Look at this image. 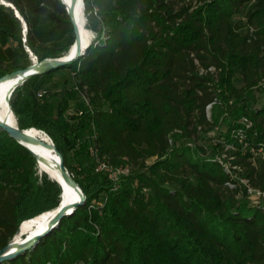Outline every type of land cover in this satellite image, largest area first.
I'll return each mask as SVG.
<instances>
[{
	"label": "trees",
	"instance_id": "16d2710c",
	"mask_svg": "<svg viewBox=\"0 0 264 264\" xmlns=\"http://www.w3.org/2000/svg\"><path fill=\"white\" fill-rule=\"evenodd\" d=\"M5 1L28 30L24 41L22 20L0 0V77L74 44L61 0ZM84 8L88 50L20 84L10 105L21 129L54 141L86 201L0 264H264V203L249 192L264 193L256 153L264 0H84ZM222 126L219 142L200 143ZM60 195L33 154L0 130V249Z\"/></svg>",
	"mask_w": 264,
	"mask_h": 264
},
{
	"label": "water",
	"instance_id": "95a60500",
	"mask_svg": "<svg viewBox=\"0 0 264 264\" xmlns=\"http://www.w3.org/2000/svg\"><path fill=\"white\" fill-rule=\"evenodd\" d=\"M82 2V5L84 7V0H61V2L65 5V8L67 10V14L74 26L75 30V42L70 47L68 52L60 57H47L42 60H39L37 56H32V63L24 68H20L17 70H14L10 73H7L0 77V82L3 80H7L10 78H17L16 83L13 85L12 89L9 92L8 95V105L11 113L15 116L11 105H10V99L14 92V90L23 82L28 80L29 78L33 77L34 75L46 73L49 71H52L54 69H58L60 67L71 65L74 62H76L89 48L90 43L86 42V38H84L81 27H80V16H79V10H78V4L79 2ZM1 3H3L6 6H11L15 10V15L22 20L24 18L21 16L20 12L16 9V7L10 3L5 2V0H1ZM24 24V23H23ZM26 29V32H25ZM28 27L25 22L24 24V41H26V33H27ZM73 48H75V55H73ZM27 50L30 52V55H34L33 52L30 50V48H27ZM16 119V116H15ZM17 121V119H16ZM34 128H27V129H21L18 124L15 126L11 124L8 120H5L1 118L0 116V130L6 131L11 137H13L15 140H17L19 143L24 145L37 159L38 167L41 165V163L51 167L52 169L56 171V173H51L47 170H42L39 168L40 172H45L49 175L52 179L57 181L59 185L61 186V200L59 203V206L57 207L56 213L52 216L50 219L48 226L42 230L41 232L36 233L30 238H25L22 241H18L15 239V237L9 241L7 245L2 247L0 249V263L11 260L15 257H17L20 254L25 253L30 248L37 245V243L40 241L41 238L45 237L49 233H51L56 227L59 226L61 220L66 217L72 215L75 210L83 205L86 201V194L83 191L80 184L76 181L73 173L69 170V168L66 166L64 161L63 154L58 150L57 146L55 145L54 141L51 139L50 142L44 141L41 137L35 135L31 132V130ZM38 131V130H37ZM43 132L42 130H40ZM33 144L38 145L42 144L45 147L52 149L55 151L56 155L58 156V159L55 160V165L50 164L47 158V155L44 153H41L40 151H36L35 149L29 147L27 144ZM73 187L79 194L74 199H69V192L67 187ZM23 222L21 223L18 233L21 231V226Z\"/></svg>",
	"mask_w": 264,
	"mask_h": 264
},
{
	"label": "bare ground",
	"instance_id": "6f19581e",
	"mask_svg": "<svg viewBox=\"0 0 264 264\" xmlns=\"http://www.w3.org/2000/svg\"><path fill=\"white\" fill-rule=\"evenodd\" d=\"M84 9L85 8L83 7L82 2L80 1L78 4V10H79V16H80V27H81V31H82L84 38H86V42L89 43L92 41L93 33L91 30H89L86 27V17H85ZM23 23L25 24L24 21ZM25 32H26V29H25ZM73 50H75V48H73ZM16 81H17V78H10V79L3 80L0 82V116L1 118L8 120L11 124L15 126L17 125V121L15 119V116L11 113L9 109L8 95L13 85L16 83ZM32 128H34L31 130L32 133L41 137L46 142L51 141L48 134H46L45 132H41L40 129H37L35 127H32ZM27 145L35 149L36 151H40L41 153H44L45 155H47L49 163L55 165V160L58 159V156L56 155L54 150L49 149L42 144L33 145V144L28 143ZM39 168H41L42 170L45 169L51 173H56L54 168L52 169L51 167L43 163L39 165ZM67 189L69 192V199H74L78 196L79 193L73 187L68 186ZM56 209L57 208L45 211L31 219L24 221L21 226V231L15 236V239H17L18 241H22L23 239L30 238L36 233L44 230L48 226V223L50 219L52 218V216L56 213L57 211Z\"/></svg>",
	"mask_w": 264,
	"mask_h": 264
},
{
	"label": "rangeland",
	"instance_id": "374dc122",
	"mask_svg": "<svg viewBox=\"0 0 264 264\" xmlns=\"http://www.w3.org/2000/svg\"><path fill=\"white\" fill-rule=\"evenodd\" d=\"M257 98H258V102L256 104V106H261L264 104V83L260 85V88H258L257 92H256ZM208 116H211V110L210 107H208ZM225 132V127H217L216 129H214L213 131L209 132L207 134V138L204 139H200V143H206V145L208 146L209 143H216L219 142L221 140V133ZM210 151V149L208 150ZM224 157L225 155H223V157H221V161L224 162V165H226L228 167V169L230 168V161H224ZM40 172V171H39ZM42 173V172H40ZM238 174V173H237ZM235 172H233L234 177H237V175ZM49 176V175H48ZM242 182L245 184L246 180H242ZM250 196H251V201L252 203H256V202H262L264 203V193L261 194V196H256L254 193L250 192Z\"/></svg>",
	"mask_w": 264,
	"mask_h": 264
},
{
	"label": "built area",
	"instance_id": "2783aa9c",
	"mask_svg": "<svg viewBox=\"0 0 264 264\" xmlns=\"http://www.w3.org/2000/svg\"><path fill=\"white\" fill-rule=\"evenodd\" d=\"M256 153H259V154H261L262 155V157L264 158V147H261L260 149H259V151L258 152H256ZM104 167H107L106 166V164L105 163H101V164H99V166H98V168H104ZM110 170H111V172H112V175H113V177L116 179V172H115V170H113L111 167H108ZM118 171H120V172H123V173H127L128 172V169L127 168H125V169H118ZM249 192H252V193H254L256 196H261V194H262V192L261 191H259V190H254L253 188H249Z\"/></svg>",
	"mask_w": 264,
	"mask_h": 264
},
{
	"label": "snow or ice",
	"instance_id": "6c2138e0",
	"mask_svg": "<svg viewBox=\"0 0 264 264\" xmlns=\"http://www.w3.org/2000/svg\"><path fill=\"white\" fill-rule=\"evenodd\" d=\"M73 55H75V50H73Z\"/></svg>",
	"mask_w": 264,
	"mask_h": 264
}]
</instances>
